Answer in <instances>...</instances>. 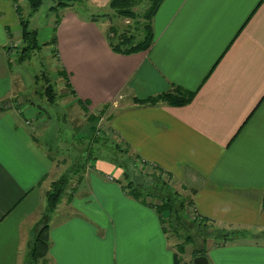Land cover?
<instances>
[{
  "label": "crops",
  "instance_id": "crops-1",
  "mask_svg": "<svg viewBox=\"0 0 264 264\" xmlns=\"http://www.w3.org/2000/svg\"><path fill=\"white\" fill-rule=\"evenodd\" d=\"M85 4L112 9L110 0ZM110 24L63 9L54 61L67 99L88 102L91 113L108 105L115 111L108 126L131 152L171 174L172 183L193 185L192 211L248 230L207 248L210 264H264V237L257 238L264 233V0H163L152 46L129 55L112 50ZM21 33L15 4L0 0V104L11 101L0 111V264H26L47 193L71 162L35 139L41 109L14 104L33 83L22 64H11ZM176 87L194 92L192 101H134ZM79 126L94 135L91 122ZM122 179L108 160L87 167L50 217L51 264H175L160 213L129 196Z\"/></svg>",
  "mask_w": 264,
  "mask_h": 264
},
{
  "label": "trees",
  "instance_id": "trees-1",
  "mask_svg": "<svg viewBox=\"0 0 264 264\" xmlns=\"http://www.w3.org/2000/svg\"><path fill=\"white\" fill-rule=\"evenodd\" d=\"M12 1L15 4L16 12L22 26V33L20 38L21 42L10 48L12 50L15 48V55L13 57L14 61H11V64L13 62L22 64L23 62L30 60L36 51H40L42 49V44L39 42V31L36 28H31L30 24L31 18L41 8L43 0ZM83 1L85 0H53L52 5L50 6V9L56 12V19L54 26L52 27L53 35L48 42L44 43V45H54L55 51H57V31L58 26L62 21L63 9L74 6L76 2ZM141 1L142 0H110V7L115 11L116 16L118 15L123 19L135 20V31H132L131 29H125L122 32H118L117 28L113 26L114 24H112L111 14L105 13L103 15L98 14L91 16L94 21H97L99 18L111 21V24L106 31V35L113 51L129 55L146 51L152 46L155 36L153 18L159 10L163 0H147L146 9L143 12H138L135 7ZM10 58H12L11 55ZM58 74L61 76L64 75L63 70L59 71ZM34 77L36 84L39 83L41 76L37 74ZM35 81L34 85L31 87L33 88L34 95L40 96L38 95V92H36L37 89L34 87ZM40 93L47 96V101L49 103H55L57 92L50 82H48V85L44 88V91L42 90ZM193 97L194 92L176 87L173 91L161 93L156 96H150L145 99H139L135 97L134 101L145 105H155L160 102H165L171 105H185L191 102ZM13 101L16 107H18V104H16L17 99H13ZM26 102L34 103L30 99H28ZM78 102L81 104V107L84 108V110L90 112L86 106V104H89L88 102L86 104H82L81 100H78ZM10 104L11 101H5L1 103L0 111L7 110L10 107ZM107 107L108 105H105L99 114H90L89 120L93 123V131L96 130V122L101 121L102 114ZM40 112L43 113L44 111L41 109ZM45 116L48 117L47 112ZM111 117L112 116H110L109 119ZM80 127L81 126L77 127V129ZM106 127L107 131L102 129L94 131V135L91 138L77 137L76 134H74L71 139L73 142L70 143L74 149L66 148L63 150L64 153L68 154V157L66 158L71 160V162L67 170L57 180L52 182L51 188L47 193V206L45 209L44 218L39 223L33 239L28 243L26 264H51L47 259L51 245L50 217L57 209L59 203L62 201L65 195H68L70 192L69 197H72L73 193L76 191L75 184H80L83 181L87 167L89 165H93V163L99 159L108 160L109 162H112L114 165L121 168L123 170V179L121 181L126 193L138 201L155 208L162 217L164 231L168 234L172 233L178 239H182V242L178 244L177 252H175V264H193V260L191 263H188L181 257V254L185 252L186 245L188 243H192L194 240L193 235L190 234L191 227L188 224L193 223L198 227H204L206 229L210 224H214L215 221L209 220L200 214H197L196 212V218L192 220L190 218V214L188 213V209L194 206V202L192 199L183 196L179 191L173 188L171 183V174L165 172L155 164H150L140 160L136 155V159L140 162L142 161L143 168L146 166L153 169V171L150 174V176H152L150 183L146 184L144 182H135L132 178V172L136 170L135 167L137 166L134 164V168L131 169L132 172H130L128 169V164L124 163L122 156H120L129 152H125L118 142L112 141V144L107 143L109 140H111V135H114V130L110 126ZM35 139L37 141H41L39 138L35 137ZM46 141L47 142L45 146L49 147L48 149L50 152L57 154L58 150L55 152V149L53 148L57 143V138H50ZM101 142L106 147L105 150H108V152H106L107 154L101 153V149L99 148ZM128 149L130 148L128 147ZM226 228L227 227L218 228L221 232H223V234H220L222 236L220 237L221 241L223 242L222 245L232 243L237 239L248 236L247 229L233 228L231 230H227ZM260 236L264 237V233L262 235H258L257 238ZM206 240L207 238L204 239V245L207 242ZM207 252V247L203 246L201 249L194 250L193 253L194 257H196L198 255L206 256Z\"/></svg>",
  "mask_w": 264,
  "mask_h": 264
},
{
  "label": "rangeland",
  "instance_id": "rangeland-1",
  "mask_svg": "<svg viewBox=\"0 0 264 264\" xmlns=\"http://www.w3.org/2000/svg\"><path fill=\"white\" fill-rule=\"evenodd\" d=\"M53 0H43V4L39 11L31 18V28H36L39 31V42L42 44V49L40 51H36L32 58L30 60H27L22 63V68L25 70L26 74L30 77L33 76V83L29 84L26 82V88L24 89L20 83V86L23 88V92L20 96V99L16 101L18 103L21 101L22 104L25 105L28 99L32 100L36 105L37 108L42 109L43 116H45L46 112L48 117H41L43 121H40V123H37L36 129L34 130L35 136L37 135L40 140L41 144L44 146L46 145L47 139H56L57 143L54 145V151L57 152V154L53 153V156L58 158L59 160H62L65 157H68L67 153H64L63 150L66 148L74 149V147L70 144L73 141H71L73 134L76 133L77 137H84V138H91L93 137L92 133L89 129L87 131L86 127H80L79 129H75V127H79L83 122H90L89 116L90 114H99L100 111H97L95 113H90L87 110H84V108L77 106L76 103L71 104V100L67 99V94H64L65 88L68 86L66 85V80L63 79V76L58 74V66L56 64V61H54L56 57V51L54 45L51 44H45L50 37L53 35L52 27L54 26V22L56 19V12L50 9V6L52 5ZM75 9L78 13H80L83 16L90 17L92 15H98V14H111L112 15V24L117 28L118 32H122L125 29H131L132 31H135V20L131 19H123L120 18L118 15H115V11L113 9H102V10H87L85 1L83 2H76L74 4ZM147 7V0H142L135 9L138 12H143ZM100 19V18H99ZM103 19V18H101ZM108 21V20H107ZM109 20V23L111 22ZM20 42H18L19 44ZM13 58V57H12ZM14 61V60H13ZM40 75V82L36 84L35 81V75ZM47 75V76H46ZM48 78V79H46ZM35 81V88L37 89L36 92H38V95L35 96L33 88L31 85H34ZM48 82H50L55 91L57 92V98L55 103H49L47 100V96L42 95L40 92L48 85ZM103 110V109H102ZM115 111L106 108L104 113L102 114V120L99 122H96V130H105L107 131L108 122L110 115L113 114ZM42 114V113H41ZM75 127H73V125ZM91 124H93L91 122ZM46 127V128H45ZM94 130V131H96ZM98 132V131H97ZM111 140H109L107 143L112 144V141L118 142L123 150L129 153L120 155L122 156V160L124 163L128 164V169L130 172H132L131 169L134 168V164L137 166L135 167V171L132 172V178L135 182H144L146 184L150 183L152 180V176L150 174L152 173L153 169L146 167L143 168V163H141L139 160L136 159L135 154L131 152L127 145L121 141L120 138H118L116 135H111ZM104 142V141H102ZM100 143L99 148L101 149V153H106L108 150H105V146L103 143ZM45 150L50 151L48 146H44ZM60 149V150H59ZM74 152V151H73ZM78 152V151H77ZM107 154V153H106ZM172 183V182H171ZM172 186L175 190L179 191L183 196L192 199L193 196V185H191L189 182L184 184L182 186L181 183H172ZM188 213L190 214V218L194 220L196 218V215L194 211H192V207L188 209ZM190 229V234L193 235V244L188 243L185 247V252L181 254V257L183 260H188L189 263L192 262L194 257V250L201 249L203 246H206L208 249L211 246H221L222 237L220 234H223V232L220 231L218 228H222L221 224H210L208 228L204 227H198L196 224L189 223L188 224ZM227 230H231L233 228H226ZM226 232V231H224ZM219 233V234H217ZM171 236V243L173 245V248H175V251L178 250V244L182 242V239H178L175 235L172 233ZM207 238V242L204 245V239Z\"/></svg>",
  "mask_w": 264,
  "mask_h": 264
},
{
  "label": "water",
  "instance_id": "water-1",
  "mask_svg": "<svg viewBox=\"0 0 264 264\" xmlns=\"http://www.w3.org/2000/svg\"><path fill=\"white\" fill-rule=\"evenodd\" d=\"M193 264H210V261L205 255H198L193 259Z\"/></svg>",
  "mask_w": 264,
  "mask_h": 264
},
{
  "label": "built area",
  "instance_id": "built-area-1",
  "mask_svg": "<svg viewBox=\"0 0 264 264\" xmlns=\"http://www.w3.org/2000/svg\"><path fill=\"white\" fill-rule=\"evenodd\" d=\"M17 45V44H16ZM14 55H15V48H14V50H12V52H11V56L12 57H14ZM143 165V164H142Z\"/></svg>",
  "mask_w": 264,
  "mask_h": 264
}]
</instances>
